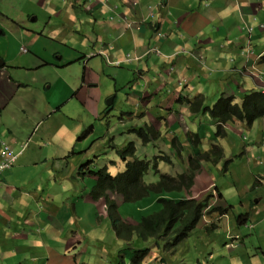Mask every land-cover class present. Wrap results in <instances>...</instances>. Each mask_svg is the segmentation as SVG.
<instances>
[{
    "label": "crops",
    "instance_id": "crops-1",
    "mask_svg": "<svg viewBox=\"0 0 264 264\" xmlns=\"http://www.w3.org/2000/svg\"><path fill=\"white\" fill-rule=\"evenodd\" d=\"M11 1L0 0V4L12 7ZM102 1L25 0L19 6L21 15H6L11 26L0 23V138L17 156L0 173V264L97 263L103 232L89 231L95 223L99 226L95 205L105 204L103 199L92 200L95 178L78 168L90 160L87 141L97 130V120L104 124L106 115H100L106 100L114 97L113 110L120 92L126 94L121 99L124 106L138 104L141 119L160 131L158 153L171 157L164 148L171 141L176 154L189 157L183 171L193 156L219 144L224 158L218 163L202 162L193 186L199 176L211 180L215 174L233 171L244 180L246 195L254 193L250 201L246 196L240 199L239 215L244 223L250 219L264 236V118L251 125L237 119L223 123L225 134L217 137L222 123L206 109L222 95L234 96L241 103L239 95L263 91L264 81L255 73L264 72V63L256 58L264 54V29L258 27L264 25V0ZM40 15L44 20L39 26L33 28L26 22L39 21ZM245 25L254 27L251 35ZM249 44L253 54L252 50L244 53ZM23 46L28 51H22ZM152 47H158L161 54L150 51ZM104 53L120 64L108 63ZM128 54L132 60L126 59ZM104 77L108 78L105 86ZM131 77L132 90L119 88V81ZM139 80L144 82L142 90L135 86ZM206 91L212 94L211 102L191 109L187 100ZM64 99L65 114L50 115L43 122L45 112L56 111ZM84 130L89 132L78 138ZM112 132L108 128L101 141L110 156L119 160L112 161L124 169L117 153L123 144H108L113 141ZM127 135L132 136V127ZM162 162L159 171H163ZM149 175L146 179L154 182L157 174ZM74 183L81 186L79 192H74ZM208 184L213 185L212 180ZM181 194L176 192L171 199ZM166 195L165 190L151 192L129 209L122 196H114L120 210L126 211L125 218L136 224L129 219L132 209L136 217L149 214L160 207L158 198ZM108 230L121 242L112 226ZM229 248L238 246L230 244ZM150 249L149 260L162 258L158 250ZM235 254L233 250L232 260Z\"/></svg>",
    "mask_w": 264,
    "mask_h": 264
},
{
    "label": "rangeland",
    "instance_id": "rangeland-1",
    "mask_svg": "<svg viewBox=\"0 0 264 264\" xmlns=\"http://www.w3.org/2000/svg\"><path fill=\"white\" fill-rule=\"evenodd\" d=\"M24 1L25 0H12V7H4L0 4V23L3 26H11V21L6 18V15H21L18 13L20 11L19 6H23ZM43 20L44 17L40 15L39 21L30 22L26 19V22L32 24L33 28H35V26H39ZM10 55H13V53H10ZM133 80L134 77L125 80L123 83L122 81H119V88L123 86V88L127 90H132ZM101 82L105 86L108 83V78L104 77ZM135 86H139V88L142 90L144 86L143 80H139ZM201 94L204 97L203 104L204 106H207L211 102L210 98L212 94L207 91ZM125 97L126 94L120 92L118 98H116L117 100L114 109L103 118L104 124L102 126L99 125L100 120H97L96 132L94 134L90 133L89 135L87 145L89 148V159L94 160L92 163V169H97L101 166L108 165L111 167V171L114 174L123 170L120 168V162L114 163L112 161L113 158H116V161L119 160L117 157L110 156V149L106 147L104 142L101 141V137H103L102 133L106 132L108 128L113 130L111 134L113 141H110L108 144L124 145L126 142H128V140L132 139L137 145V155L141 157L152 158L153 156L160 154L158 153L160 149L157 146L160 142L158 139L160 138H157L156 140L153 139L149 143H144L136 136L135 132H132V136L127 135L131 127L134 128L143 126L145 122L140 117L142 114L138 113V104V108L131 106L127 108L123 105L121 99ZM242 98L243 96L239 95L238 99L240 101ZM218 99H216L214 103H211L210 107L213 106ZM64 102L65 99L57 105V109L56 111H53V113H51V111L45 112L46 117L43 122L48 119L50 115L60 117L62 114H65L64 109L66 108L67 104ZM119 108H122V112L125 114H122ZM40 112L44 113L42 110ZM130 112L132 119H129ZM134 114L137 116L134 117ZM202 116L203 115L201 114L199 115V117ZM122 119H124V122L121 121ZM47 123L48 122L46 121L44 125ZM124 124L126 125L124 126ZM86 131L84 130L78 136V138H84ZM249 133V131H246V135H249ZM175 144L177 143L175 142ZM232 146H237V144L232 143ZM155 147L156 152L154 151ZM164 148L169 149L172 153V156L170 157L167 154L162 153L170 157V161L162 162L163 171L160 169L158 172L168 173L170 175L182 173L183 162L186 161L187 163L189 157H186L184 153L181 154V157L179 156V153L176 154L175 150L177 148L172 145L171 141L165 142ZM192 158V160H196L195 156ZM226 166H228V164H226ZM213 167L217 168L215 165ZM213 167H211L210 171L216 173ZM204 175H206V173L201 174V177ZM146 177L150 178L151 175L148 174ZM199 178L196 187L194 188V183V186L190 191L165 189L167 194H169L166 195L168 196L166 198L171 199V197H173L171 195H175L176 192H182V197L179 199H182L183 197L188 198L194 196L205 204L203 208V214L196 227L192 230L188 238L182 240L175 247H172V245L168 244V247L164 248L165 241L162 238H158V242L161 241V244L159 245L156 243V239L149 238L145 240L141 237L139 238L137 234H134L132 240L129 242L126 240H120L121 242H117L113 238L111 231L108 230L111 227V221L108 217L106 206L104 205L100 207L97 203L98 201L96 202L97 204L94 202V204H96L95 206L98 207L99 226H97L95 223L94 228L90 229L89 232H94L96 234L100 233V231L103 232V243L97 247L99 257L96 261V264H120L119 255H122L126 264H132L131 260L134 251L145 248H152V251L153 249L158 250V254L162 257L161 259H163V261L162 263L160 262V257L157 262L154 258H151L150 260L147 258L143 264H258L257 260L264 264V254L262 253V250L264 251V236L262 235L261 230L259 227H253V225H251L252 221L250 219L248 220V223H244L242 219L241 221L238 218L241 212L240 199L246 196L247 200L250 201L254 193H248L246 195V191L243 187L244 180L236 178V175L233 171L225 176L223 172L222 174H215L214 178L211 179L213 182V185L211 186L208 184L211 181L209 178L204 177L201 178L202 180ZM155 180H158V174ZM73 182L75 181L73 180ZM75 183L73 184V190L76 193L80 191L79 189H81V186L77 187ZM83 184L85 183L83 182ZM216 187L220 189L222 196L220 193H218ZM132 205H134L132 202H125L124 204L127 209H129L128 207ZM100 208H104V210L101 211ZM139 208L142 207L138 206L137 209ZM158 209L153 210L152 212L157 211ZM131 211L132 216L129 219L132 220V222H138L139 219L144 215L141 214L139 217H136L134 215L135 210L132 209ZM120 213L124 218L126 217V211L123 208L120 210ZM230 244H234L235 248L238 246V249L229 248ZM233 250H236L238 255L235 254L236 257L234 256L232 260L230 254ZM91 251L92 248L89 250V253H91ZM104 257L107 258L106 263L103 261ZM239 257H242L240 260L241 263L239 261Z\"/></svg>",
    "mask_w": 264,
    "mask_h": 264
},
{
    "label": "trees",
    "instance_id": "trees-1",
    "mask_svg": "<svg viewBox=\"0 0 264 264\" xmlns=\"http://www.w3.org/2000/svg\"><path fill=\"white\" fill-rule=\"evenodd\" d=\"M249 50H252L253 54L252 44H250ZM256 58H260L261 62L264 63V54ZM258 75L262 76L261 73H258ZM203 100L204 97L200 94L187 101L190 108L195 110L198 107H206ZM206 109L222 123L218 127L216 136H223L225 134L221 127L223 123L237 119L251 125L255 120L264 118V92L260 90L247 92L244 94L241 103L235 102L234 96L222 95L213 106H207ZM108 113L105 115L107 116ZM132 132H135L136 136L144 143H149L161 136L160 131L149 123L132 128ZM136 151L137 145L134 140L128 141L117 148V153L123 160L125 168L116 174L111 171L108 165L92 169L94 160L82 163L78 170L80 173H86L95 178L90 196L94 201L103 199L112 229L119 239L129 242L134 234H137L139 238L145 240L154 238L157 244L160 243L158 238H162L165 241L164 248H167L168 244L175 247L182 240L188 238L196 227L203 214L204 202L194 197H183L182 199L161 197L157 200L160 205L157 211L144 214L136 224H132L121 215L120 205L114 195L122 196L125 202L135 203L143 200L151 192H159L165 189L190 191L194 185L196 173L201 168V163H218L224 158L223 148L219 144H213L209 150L199 154L195 158L196 160L191 158L189 168L177 175L158 172L160 161H170L167 155L159 154L152 158H146L137 155ZM151 172L158 174L157 181L149 182L146 179V176ZM242 217L243 215H239V220ZM150 253V248L135 250L131 263L143 264ZM119 257L120 264H126L122 255H119ZM162 261L163 259L160 258L161 263ZM76 264L92 263L76 261Z\"/></svg>",
    "mask_w": 264,
    "mask_h": 264
},
{
    "label": "built area",
    "instance_id": "built-area-1",
    "mask_svg": "<svg viewBox=\"0 0 264 264\" xmlns=\"http://www.w3.org/2000/svg\"><path fill=\"white\" fill-rule=\"evenodd\" d=\"M104 4L107 3V0H103L102 1ZM209 3L206 2L205 5H208ZM259 28H264L263 24H259L258 25ZM245 29L247 30V32L251 35V33L253 32L254 27L251 25H245ZM250 48V44L247 46V50H245V54L247 53H251V50H249ZM22 51L26 52L28 51L26 46H23L21 48ZM150 51L152 52H156L157 54H161L160 49H158V47H152L150 49ZM94 53H92L91 55H93ZM104 56L106 58V60L108 61V63L111 64H116L119 65L120 62L119 61H110L109 59H107V54L104 53ZM127 60H132L130 55L128 54L126 57ZM172 69H174V67H172ZM262 74V76H259L261 80L264 81V72H260ZM255 75H258V73H255ZM264 91V89H263ZM28 145V142L26 141V143H24L23 147H26ZM16 154H14L11 149L10 146L5 142V140H3L2 138H0V173L2 171H4L5 169L10 168L14 162L16 161Z\"/></svg>",
    "mask_w": 264,
    "mask_h": 264
},
{
    "label": "water",
    "instance_id": "water-1",
    "mask_svg": "<svg viewBox=\"0 0 264 264\" xmlns=\"http://www.w3.org/2000/svg\"><path fill=\"white\" fill-rule=\"evenodd\" d=\"M113 103H114V97H110L109 99L106 100V105L108 106L106 110L100 115V117H104L106 113H108L112 108H113Z\"/></svg>",
    "mask_w": 264,
    "mask_h": 264
},
{
    "label": "flooded vegetation",
    "instance_id": "flooded-vegetation-1",
    "mask_svg": "<svg viewBox=\"0 0 264 264\" xmlns=\"http://www.w3.org/2000/svg\"><path fill=\"white\" fill-rule=\"evenodd\" d=\"M113 104H114V103H113ZM113 106H114V105H113ZM107 107H108V106H107ZM107 107H106V108H107ZM105 110H106V109H105ZM111 110H112V109H111ZM111 110H110L109 112H111Z\"/></svg>",
    "mask_w": 264,
    "mask_h": 264
}]
</instances>
